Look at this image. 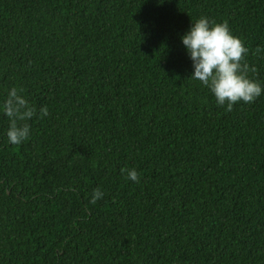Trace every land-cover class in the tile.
<instances>
[{"label":"trees","instance_id":"16d2710c","mask_svg":"<svg viewBox=\"0 0 264 264\" xmlns=\"http://www.w3.org/2000/svg\"><path fill=\"white\" fill-rule=\"evenodd\" d=\"M200 16L264 84V0H0V94L48 109L19 145L0 115V264H264V91L190 78Z\"/></svg>","mask_w":264,"mask_h":264},{"label":"clouds","instance_id":"9594fccd","mask_svg":"<svg viewBox=\"0 0 264 264\" xmlns=\"http://www.w3.org/2000/svg\"><path fill=\"white\" fill-rule=\"evenodd\" d=\"M180 42L191 61L190 78L206 86L215 98V103L231 111L234 104L254 102L264 91V84L254 78L255 64L250 65L245 57L249 48L234 35L227 21L214 22L200 16L191 21L190 27L180 36ZM253 55L264 54V48L257 45ZM0 115L7 119L4 136L10 145H19L30 136V124L34 116L48 115L46 106H36L28 99L25 89L9 86L0 94ZM126 171V178L138 179L135 168ZM103 196L99 187L92 190L89 203L95 204Z\"/></svg>","mask_w":264,"mask_h":264}]
</instances>
